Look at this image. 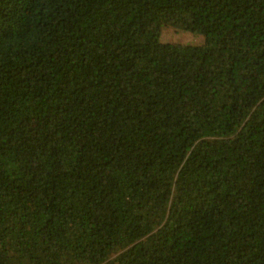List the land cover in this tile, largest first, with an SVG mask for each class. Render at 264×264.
I'll list each match as a JSON object with an SVG mask.
<instances>
[{
    "label": "trees",
    "instance_id": "1",
    "mask_svg": "<svg viewBox=\"0 0 264 264\" xmlns=\"http://www.w3.org/2000/svg\"><path fill=\"white\" fill-rule=\"evenodd\" d=\"M0 264H264V0H0Z\"/></svg>",
    "mask_w": 264,
    "mask_h": 264
},
{
    "label": "rangeland",
    "instance_id": "2",
    "mask_svg": "<svg viewBox=\"0 0 264 264\" xmlns=\"http://www.w3.org/2000/svg\"><path fill=\"white\" fill-rule=\"evenodd\" d=\"M172 39L174 41L180 42V43H186V42H199L200 38L197 36H194L190 33H183V32H175L170 30L163 31V37L161 36V39Z\"/></svg>",
    "mask_w": 264,
    "mask_h": 264
}]
</instances>
